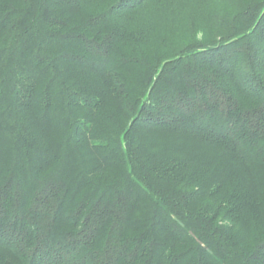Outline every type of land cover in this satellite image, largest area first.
Masks as SVG:
<instances>
[{
	"label": "trees",
	"instance_id": "obj_1",
	"mask_svg": "<svg viewBox=\"0 0 264 264\" xmlns=\"http://www.w3.org/2000/svg\"><path fill=\"white\" fill-rule=\"evenodd\" d=\"M0 264H264V0H0Z\"/></svg>",
	"mask_w": 264,
	"mask_h": 264
},
{
	"label": "rangeland",
	"instance_id": "obj_2",
	"mask_svg": "<svg viewBox=\"0 0 264 264\" xmlns=\"http://www.w3.org/2000/svg\"><path fill=\"white\" fill-rule=\"evenodd\" d=\"M158 16H161V15H158ZM183 19H184V16H183ZM175 24H176V21H174V19L172 20L171 18L168 21L162 20V22L156 25L157 32L155 33H159L157 35L158 37H160L159 39H161V36L162 37L166 36V37H170L173 43L178 44L182 41L184 42L191 35L192 30L188 29V26L184 20H183V25H182V27L184 28L179 27L181 24L176 25V26ZM170 29H173V30H170ZM199 37H202L201 34H199Z\"/></svg>",
	"mask_w": 264,
	"mask_h": 264
}]
</instances>
